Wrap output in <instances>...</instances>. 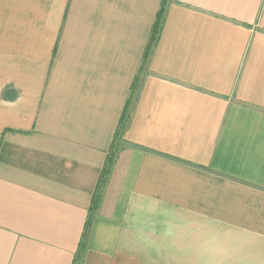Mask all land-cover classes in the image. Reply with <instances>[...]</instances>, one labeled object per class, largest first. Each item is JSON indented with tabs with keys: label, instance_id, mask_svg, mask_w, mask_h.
I'll use <instances>...</instances> for the list:
<instances>
[{
	"label": "crops",
	"instance_id": "1",
	"mask_svg": "<svg viewBox=\"0 0 264 264\" xmlns=\"http://www.w3.org/2000/svg\"><path fill=\"white\" fill-rule=\"evenodd\" d=\"M0 264H264V0H0Z\"/></svg>",
	"mask_w": 264,
	"mask_h": 264
},
{
	"label": "trees",
	"instance_id": "2",
	"mask_svg": "<svg viewBox=\"0 0 264 264\" xmlns=\"http://www.w3.org/2000/svg\"><path fill=\"white\" fill-rule=\"evenodd\" d=\"M158 27H159V24L156 25L155 31H157V28ZM122 122H124V117L122 118ZM113 147L114 148L112 149L111 153L107 157V160H106V168L104 170V175L103 176L106 175V173L108 172L109 167L114 162V159H115V143H114V146ZM102 183H103V181L100 183L98 192L96 193V195L93 198L92 208H91V212L92 213L99 208V204H100V188L102 186L101 185ZM92 227H93V216L90 217V220H89L88 225H87V231H86V233H85V235H84V237L82 239V244H81V248H80L81 251H83L86 248V246H87V244L89 242Z\"/></svg>",
	"mask_w": 264,
	"mask_h": 264
}]
</instances>
